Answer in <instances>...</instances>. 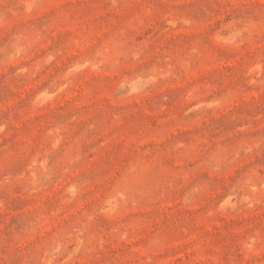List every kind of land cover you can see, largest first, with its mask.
Returning <instances> with one entry per match:
<instances>
[{"label": "rangeland", "instance_id": "rangeland-1", "mask_svg": "<svg viewBox=\"0 0 264 264\" xmlns=\"http://www.w3.org/2000/svg\"><path fill=\"white\" fill-rule=\"evenodd\" d=\"M0 264H264V0H0Z\"/></svg>", "mask_w": 264, "mask_h": 264}]
</instances>
